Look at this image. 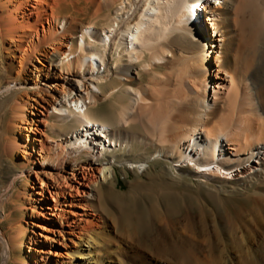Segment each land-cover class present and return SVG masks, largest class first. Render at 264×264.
Returning <instances> with one entry per match:
<instances>
[{
  "label": "bare ground",
  "instance_id": "obj_1",
  "mask_svg": "<svg viewBox=\"0 0 264 264\" xmlns=\"http://www.w3.org/2000/svg\"><path fill=\"white\" fill-rule=\"evenodd\" d=\"M0 160V264H264V0H0Z\"/></svg>",
  "mask_w": 264,
  "mask_h": 264
},
{
  "label": "rangeland",
  "instance_id": "obj_2",
  "mask_svg": "<svg viewBox=\"0 0 264 264\" xmlns=\"http://www.w3.org/2000/svg\"><path fill=\"white\" fill-rule=\"evenodd\" d=\"M202 8V7H199ZM198 8V9H199ZM201 11V12H200ZM199 15H201L202 10L199 9ZM198 16V17H200ZM198 19V18H197ZM196 19V20H197ZM197 23L200 24L199 19L197 20ZM214 60V57L212 58ZM213 71L211 74V78H212V83L210 86L211 89V94L210 97H213V86H215L216 90H219V96L217 97V101H221L223 99V97L226 95L227 91H228V79L225 75V73L223 72V70L219 69L217 67L216 63H213V67H212ZM215 98V96L213 97V99ZM134 129H137V127L135 126ZM225 148L227 150L228 153H232V148L229 147L228 145H225ZM152 164L154 165L153 167V173L151 174H146L145 176H143V179L146 183H155V180L157 178H155V175H161V173L163 172L162 169V165L160 164V162H155L152 161ZM127 166H131V164H127ZM118 172H117V176H116V182L118 184V186L120 188L123 189V191H125L124 193H122V198H128L129 199V180H135L136 179V175L134 172H128L127 174L123 171V167L122 165H118ZM14 174V168L13 166L10 164L9 161L6 160H0V188L7 184L9 179L11 178V176ZM239 176L234 175V177H229V180H234L236 178H238ZM158 180V179H157ZM34 181V177L30 178V182L32 183ZM24 183H25V179L20 180L18 183V187L22 188L24 187ZM144 194L145 191H142ZM121 204H117L112 202L109 207L110 209L117 214V216H122L123 213V206L128 208L129 206V200H126L123 202V206L122 208L120 207ZM69 243L71 244V241H69ZM80 258L75 257V260H79Z\"/></svg>",
  "mask_w": 264,
  "mask_h": 264
}]
</instances>
